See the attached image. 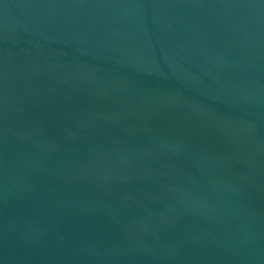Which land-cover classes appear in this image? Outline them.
<instances>
[{"label":"water","instance_id":"95a60500","mask_svg":"<svg viewBox=\"0 0 264 264\" xmlns=\"http://www.w3.org/2000/svg\"><path fill=\"white\" fill-rule=\"evenodd\" d=\"M0 264H264V0H0Z\"/></svg>","mask_w":264,"mask_h":264}]
</instances>
